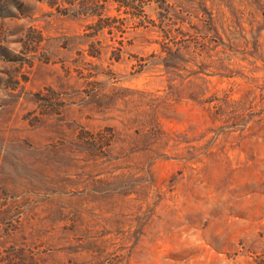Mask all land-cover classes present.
<instances>
[{"label":"rangeland","instance_id":"rangeland-1","mask_svg":"<svg viewBox=\"0 0 264 264\" xmlns=\"http://www.w3.org/2000/svg\"><path fill=\"white\" fill-rule=\"evenodd\" d=\"M0 264H264V0H0Z\"/></svg>","mask_w":264,"mask_h":264},{"label":"trees","instance_id":"trees-1","mask_svg":"<svg viewBox=\"0 0 264 264\" xmlns=\"http://www.w3.org/2000/svg\"><path fill=\"white\" fill-rule=\"evenodd\" d=\"M132 1H136V0H127V2L128 3H125L124 2V0L122 1V0H119V4L120 5H122V6H124V7H129L130 6V3L132 2ZM84 12V14H88V13H92L91 12V9L90 8H88V5H85V9L83 10ZM94 14H91L89 17H92ZM100 17V16H99ZM104 22L105 21H103V20H98L97 21V25H95V33H97V32H99V31H103V29H105V28H107V29H110L108 32H109V34H112V27H110L109 26V18L106 20V24H104Z\"/></svg>","mask_w":264,"mask_h":264}]
</instances>
